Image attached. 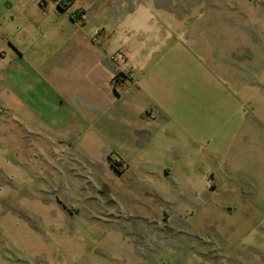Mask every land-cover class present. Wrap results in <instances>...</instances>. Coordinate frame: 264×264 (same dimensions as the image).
Here are the masks:
<instances>
[{
  "label": "rangeland",
  "instance_id": "1",
  "mask_svg": "<svg viewBox=\"0 0 264 264\" xmlns=\"http://www.w3.org/2000/svg\"><path fill=\"white\" fill-rule=\"evenodd\" d=\"M109 1L112 7L111 2L118 6L122 0ZM128 2L136 12L132 37L150 41L166 28L177 34H170L172 38L181 40L191 57L190 92L197 98L198 120L207 121L214 135L184 140L180 165L187 172L179 176L175 206L153 198L152 192L150 199L142 197L141 204H134L125 189L117 192L121 204L116 201L111 183L117 177L119 185L120 180L127 184L128 176L111 162L122 172L128 160L113 152L92 176L99 189L83 190L85 204L67 206L71 199L78 202L79 194L73 190L65 197L63 182L72 178L84 184L90 168L68 164L55 152L76 147L36 142L1 113L0 140L10 168L0 170V264H264V0ZM98 30L103 41L108 31ZM117 52L126 58L119 64L126 62V53ZM119 73L131 76V71ZM188 83L184 79L179 88L184 90ZM118 107L127 108L122 101ZM120 142L99 145L125 151L126 142ZM144 143L140 138L133 144ZM161 161L175 164L170 158ZM205 176L213 191L203 199L213 198L215 206L192 223L196 209L190 204L189 183ZM34 201L52 209L63 206L77 217L70 224L57 222L58 214L51 211L49 228L31 210ZM77 228L86 232L80 239L71 232ZM112 231L121 234L124 243L115 247L108 235ZM95 233L102 238L93 237Z\"/></svg>",
  "mask_w": 264,
  "mask_h": 264
},
{
  "label": "crops",
  "instance_id": "2",
  "mask_svg": "<svg viewBox=\"0 0 264 264\" xmlns=\"http://www.w3.org/2000/svg\"><path fill=\"white\" fill-rule=\"evenodd\" d=\"M65 2L66 9L55 0H0V49L5 53L0 62V114L8 115L36 142L76 147L54 151L68 164L91 169H86L84 184L72 178L63 182L65 197L73 190L79 194L78 202L71 199L72 204L65 203L67 206L82 204L83 190L99 189L92 176L110 152L128 160L126 169L120 171L128 176V183L120 180L119 185L117 177L111 183L116 201L120 203L118 190L125 189L132 194L134 204H141L142 197L150 199L152 192L153 198L175 206L180 196L176 192L179 176L187 172L180 165L186 152L184 140L189 141L190 135H214L207 121L197 117V98L190 92L194 89L190 55L180 39L170 36L177 34L166 28L150 41L132 37L130 29L136 12L128 0L118 6L111 2L112 7L109 0ZM98 28L108 31L99 44L92 40ZM120 49L127 55L122 64L112 59ZM122 69L131 71L132 77L116 83L115 76ZM184 79L189 83L182 90L179 85ZM183 93L185 97L180 95ZM121 101L127 108L119 109ZM140 138L146 143L133 144ZM117 140L126 142L125 151L99 145L101 141ZM0 143V170H4L10 164L4 141ZM151 143L158 144L157 150L150 147ZM165 158L174 159L176 165L161 161ZM189 184L190 204L196 209L193 223L200 214L213 211L215 204L213 198L203 199L213 191L206 176ZM32 206L33 213L45 219L49 228L53 223L51 211L58 214L57 222L69 223L77 217L63 206L52 209L42 201H34ZM71 232L79 239L86 233L80 228ZM108 235L115 247L124 243L121 234L112 231ZM101 236L93 234L95 238ZM130 255L136 258L132 248Z\"/></svg>",
  "mask_w": 264,
  "mask_h": 264
},
{
  "label": "built area",
  "instance_id": "3",
  "mask_svg": "<svg viewBox=\"0 0 264 264\" xmlns=\"http://www.w3.org/2000/svg\"><path fill=\"white\" fill-rule=\"evenodd\" d=\"M57 4H65V0H55ZM92 40L99 44L102 42V34H101V30H95L93 35H92ZM5 56V53L3 52V50L0 49V62L3 60ZM112 59L115 60L116 62L121 63L122 61H125V55L122 52H116L113 56ZM120 74V73H118ZM117 74V75H118ZM123 75L120 78H124L127 77L125 73H122Z\"/></svg>",
  "mask_w": 264,
  "mask_h": 264
},
{
  "label": "trees",
  "instance_id": "4",
  "mask_svg": "<svg viewBox=\"0 0 264 264\" xmlns=\"http://www.w3.org/2000/svg\"><path fill=\"white\" fill-rule=\"evenodd\" d=\"M59 6H60L61 8H63V9H66V8L68 7L67 4H59ZM74 18H77L76 15L74 16ZM122 75H123V74L120 73V74H118V75L115 76V82H116V83H118V81H119V79H120V77H121ZM111 165H112V167H113L114 169H116L117 171L120 172V170L117 168V166L115 165L114 162H111Z\"/></svg>",
  "mask_w": 264,
  "mask_h": 264
}]
</instances>
